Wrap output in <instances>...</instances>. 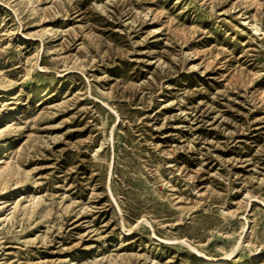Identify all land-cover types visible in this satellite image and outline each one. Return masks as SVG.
Masks as SVG:
<instances>
[{
	"label": "rangeland",
	"instance_id": "rangeland-1",
	"mask_svg": "<svg viewBox=\"0 0 264 264\" xmlns=\"http://www.w3.org/2000/svg\"><path fill=\"white\" fill-rule=\"evenodd\" d=\"M2 152L0 264H264V0H0Z\"/></svg>",
	"mask_w": 264,
	"mask_h": 264
},
{
	"label": "bare ground",
	"instance_id": "bare-ground-1",
	"mask_svg": "<svg viewBox=\"0 0 264 264\" xmlns=\"http://www.w3.org/2000/svg\"><path fill=\"white\" fill-rule=\"evenodd\" d=\"M13 121H16V119H13ZM7 167H8V163L6 161V158H4V153L2 152L0 154V171L7 169ZM238 247H239V245L236 247V249ZM200 255H201V258L203 259V262L205 264H223L230 256V255H227V256L222 257V258H219V257L218 258H216V257L215 258H211V257H208V256L202 254V253H200Z\"/></svg>",
	"mask_w": 264,
	"mask_h": 264
}]
</instances>
